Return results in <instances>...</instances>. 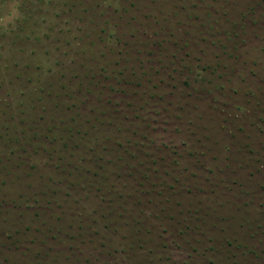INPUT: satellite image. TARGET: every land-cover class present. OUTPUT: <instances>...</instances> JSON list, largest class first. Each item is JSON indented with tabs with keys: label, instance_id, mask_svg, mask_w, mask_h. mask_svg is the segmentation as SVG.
<instances>
[{
	"label": "rangeland",
	"instance_id": "obj_1",
	"mask_svg": "<svg viewBox=\"0 0 264 264\" xmlns=\"http://www.w3.org/2000/svg\"><path fill=\"white\" fill-rule=\"evenodd\" d=\"M0 264H264V0H0Z\"/></svg>",
	"mask_w": 264,
	"mask_h": 264
}]
</instances>
